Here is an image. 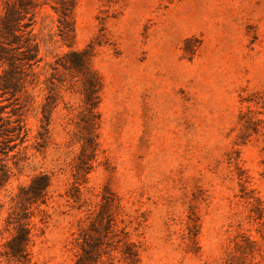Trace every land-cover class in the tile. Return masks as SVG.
Segmentation results:
<instances>
[{
	"label": "rangeland",
	"instance_id": "1",
	"mask_svg": "<svg viewBox=\"0 0 264 264\" xmlns=\"http://www.w3.org/2000/svg\"><path fill=\"white\" fill-rule=\"evenodd\" d=\"M72 18L64 36L51 2L38 8L0 264H18L5 253L12 197L39 173L51 181L30 207L25 264H76L84 225L89 249L109 231L101 264H264V0H77ZM71 50L90 53L101 81L87 174L74 169L82 94L59 65Z\"/></svg>",
	"mask_w": 264,
	"mask_h": 264
},
{
	"label": "trees",
	"instance_id": "2",
	"mask_svg": "<svg viewBox=\"0 0 264 264\" xmlns=\"http://www.w3.org/2000/svg\"><path fill=\"white\" fill-rule=\"evenodd\" d=\"M47 1L59 14L62 34L68 36L73 32L72 13L77 0H0V189L12 176V167L8 163L10 153L27 139L26 106L34 98L29 87L38 84L36 67L42 59L33 26L38 8ZM59 65L74 72L76 79L73 83L78 84L82 94L83 104L74 136L80 143V153L74 169L76 174H87L91 170L89 163L98 148L96 129L101 81L91 67L87 50L67 52ZM43 113L48 126L52 109H47V103H44ZM50 181L48 173H39L12 197L8 225H12L14 233L6 243L5 253L18 264H25L28 259L27 246L32 231L30 207L45 202ZM85 226L73 238V245L77 248L76 264H101L106 244L109 243V231L98 236L94 246L89 249L84 242L91 233L87 232Z\"/></svg>",
	"mask_w": 264,
	"mask_h": 264
}]
</instances>
